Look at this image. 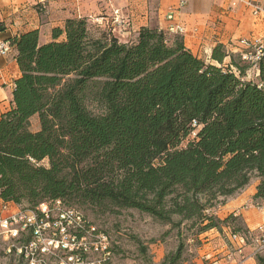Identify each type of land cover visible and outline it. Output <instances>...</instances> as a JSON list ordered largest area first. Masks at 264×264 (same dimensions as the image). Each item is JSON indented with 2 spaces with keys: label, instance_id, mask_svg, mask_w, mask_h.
Segmentation results:
<instances>
[{
  "label": "trees",
  "instance_id": "trees-1",
  "mask_svg": "<svg viewBox=\"0 0 264 264\" xmlns=\"http://www.w3.org/2000/svg\"><path fill=\"white\" fill-rule=\"evenodd\" d=\"M50 36L9 39L20 75L0 114V197L135 209L178 235L228 227L252 243L240 215L213 209L253 180V204L264 203V52L253 80L239 50L216 43L206 60L163 28L142 26L128 42L107 23L72 17ZM254 260L264 264V249Z\"/></svg>",
  "mask_w": 264,
  "mask_h": 264
},
{
  "label": "crops",
  "instance_id": "crops-1",
  "mask_svg": "<svg viewBox=\"0 0 264 264\" xmlns=\"http://www.w3.org/2000/svg\"><path fill=\"white\" fill-rule=\"evenodd\" d=\"M185 1L183 6L178 7L179 0H0V22L5 25L0 32V43L9 47L7 53L0 54V114L9 109L14 80L20 75L15 60L16 51L9 39L36 29L39 41L46 42L51 38V29L62 26L67 18L88 17L94 23H109L113 34L126 41L128 37L135 36L142 26L165 29L169 24L165 18L167 10L177 7L176 21L187 27L184 43L200 58L210 60L216 43L223 44L231 52L241 48L239 40L242 38L264 43L263 15L253 16L249 8L242 4L232 8L230 0ZM252 1L264 6V0ZM114 10H118L117 15ZM257 74L254 71V78ZM256 185L257 180H253L245 189L226 198L223 204L213 209V213L221 219L231 213L240 215L248 229L255 232L264 222V207L259 210L253 207L252 196ZM227 230L228 227H222L221 231L210 229L203 233V249L207 257L218 251L227 252L223 240L226 238L234 251L232 255H239L252 247L249 258L254 261L255 244H240L232 239ZM220 232L225 237L221 238ZM227 257L232 259L229 253Z\"/></svg>",
  "mask_w": 264,
  "mask_h": 264
},
{
  "label": "built area",
  "instance_id": "built-area-1",
  "mask_svg": "<svg viewBox=\"0 0 264 264\" xmlns=\"http://www.w3.org/2000/svg\"><path fill=\"white\" fill-rule=\"evenodd\" d=\"M185 2L179 0L178 7ZM239 4L249 8L253 16H264V6L252 0H230L229 3L232 8ZM178 9L170 7L167 10L165 18L169 24L165 29L184 37L187 27L176 21ZM113 13L117 15L118 10ZM263 44L259 40H239L240 56L255 71L263 56ZM8 51L9 47L0 43V54ZM255 205L258 209L264 207V203ZM255 233L254 253L264 249V222ZM231 237L240 244L245 243L241 235L231 234ZM0 244L3 246L0 264H104L110 255L108 236L81 211L65 205L60 199L45 200L30 208L0 197ZM93 254L99 255L95 261L89 259Z\"/></svg>",
  "mask_w": 264,
  "mask_h": 264
},
{
  "label": "rangeland",
  "instance_id": "rangeland-1",
  "mask_svg": "<svg viewBox=\"0 0 264 264\" xmlns=\"http://www.w3.org/2000/svg\"><path fill=\"white\" fill-rule=\"evenodd\" d=\"M107 27L112 28L109 23ZM134 40L135 36L126 39L128 42ZM234 59L240 65H245L237 56ZM246 71L245 79L254 80V67H248ZM37 126L33 119L30 128L34 130ZM193 137L194 134L192 133L183 141L182 146H185L186 142ZM41 164L47 166V160L41 161ZM21 204L26 205L25 203ZM65 205L67 204L65 203ZM248 206L251 205L248 204ZM71 207L79 209L90 222L108 236L110 255L104 264H168L180 242H183L181 257L174 264H256L255 260L249 258L252 247L246 248L239 255H232L234 251L230 242L223 238L225 235L223 236L221 232L220 235L227 246V252L218 251L207 257L206 251L203 249V234L194 238L191 235V229L181 228L179 231L181 235H178L176 228L160 223L135 209H123L118 213L110 214L99 213L94 209L75 204ZM253 207L258 209L255 204ZM229 231L228 229L227 232ZM247 244L254 245L253 242ZM2 253L3 246L0 244V262L3 259ZM227 253L231 254L232 259L227 257ZM98 258V254H93L90 255L89 259L95 261Z\"/></svg>",
  "mask_w": 264,
  "mask_h": 264
}]
</instances>
